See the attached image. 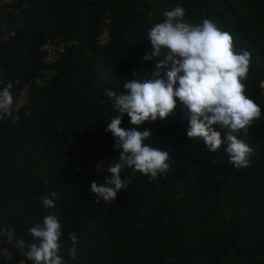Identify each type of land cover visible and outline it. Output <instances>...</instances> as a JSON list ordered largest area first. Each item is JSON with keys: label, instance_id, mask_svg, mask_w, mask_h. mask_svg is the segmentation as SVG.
<instances>
[{"label": "trees", "instance_id": "obj_1", "mask_svg": "<svg viewBox=\"0 0 264 264\" xmlns=\"http://www.w3.org/2000/svg\"><path fill=\"white\" fill-rule=\"evenodd\" d=\"M176 6L184 21L209 19L251 54L243 83L261 115L247 134L234 133L254 149L249 166H232L226 143L213 152L189 138V113L177 99L165 119L133 125L124 114L121 124L150 130L144 144L169 153V172L150 179L125 167L127 188L97 203L91 184L110 177L122 152L106 131L118 115L106 90L154 78L163 57L142 59L152 52L148 31ZM11 7L18 22L0 41V90L11 83L15 99L27 96L0 119V231L8 230L0 264H34L24 254L36 242L29 229L49 214L62 224L67 264H264V0H16ZM58 39L71 46L49 64L42 47ZM214 128L225 140L227 130ZM53 191L55 207L45 208L40 197Z\"/></svg>", "mask_w": 264, "mask_h": 264}, {"label": "clouds", "instance_id": "obj_2", "mask_svg": "<svg viewBox=\"0 0 264 264\" xmlns=\"http://www.w3.org/2000/svg\"><path fill=\"white\" fill-rule=\"evenodd\" d=\"M163 15L164 20L148 31L152 52L142 57L145 61L163 57L152 73L154 78L130 80L123 85L125 91L106 90V96L118 112L108 123L106 131L115 139L114 148L122 149V152L120 162L107 170L110 177L99 185L95 181L91 184L90 190L97 196V203L101 198L112 202L122 189L127 188L130 181L120 175L125 167L150 179L170 170L169 153L144 144L151 136L150 130L141 132L136 128L125 130L121 127L124 114L130 117L133 125L165 119L176 108L178 99L189 113V138H202L213 152L226 143L229 163L235 168L248 167L254 152L245 141L234 135L240 130L247 134L253 121L261 115L260 106L246 96L243 83L249 72L251 54L237 51L234 37L209 19L198 24L184 21L185 9L182 6H176ZM162 49H166L163 56ZM161 69H168L166 80L159 78ZM11 89L12 84L8 83L0 90V119L11 115ZM214 125L227 130L225 140ZM56 197L57 193L53 191L50 195L41 196L40 200L45 208H54ZM29 233L36 242L27 245L24 254L28 260L34 264H67L60 255L62 224L57 215H46L42 224L31 227ZM69 239L73 244L77 242L74 233H69ZM20 243L23 246V242ZM69 256L76 260L75 247L69 249Z\"/></svg>", "mask_w": 264, "mask_h": 264}, {"label": "built area", "instance_id": "obj_3", "mask_svg": "<svg viewBox=\"0 0 264 264\" xmlns=\"http://www.w3.org/2000/svg\"><path fill=\"white\" fill-rule=\"evenodd\" d=\"M71 46V43L58 39L56 41H49L42 47V52L45 54L44 60L49 64L53 63L60 58L61 55L66 53L67 48ZM18 110L17 102L13 97V106L11 115H6V118H10ZM8 233V230L4 227L0 231V237H3ZM3 253L7 256L8 261L15 259V253L10 251L8 248L3 249ZM25 260L18 262L17 264H26Z\"/></svg>", "mask_w": 264, "mask_h": 264}, {"label": "crops", "instance_id": "obj_4", "mask_svg": "<svg viewBox=\"0 0 264 264\" xmlns=\"http://www.w3.org/2000/svg\"><path fill=\"white\" fill-rule=\"evenodd\" d=\"M16 0H1L0 5L10 6L8 8L0 9V41L6 39L14 28H16L18 22V13L11 6H15ZM1 44V42H0ZM26 92H22L16 97V101L20 105L26 103Z\"/></svg>", "mask_w": 264, "mask_h": 264}, {"label": "rangeland", "instance_id": "obj_5", "mask_svg": "<svg viewBox=\"0 0 264 264\" xmlns=\"http://www.w3.org/2000/svg\"><path fill=\"white\" fill-rule=\"evenodd\" d=\"M107 40V37L106 36H103L102 38H101V41H103V42H105ZM27 96V95H26ZM100 169V168H99Z\"/></svg>", "mask_w": 264, "mask_h": 264}]
</instances>
